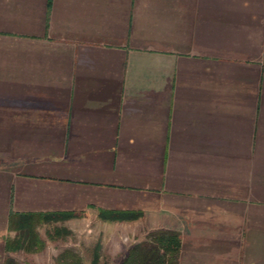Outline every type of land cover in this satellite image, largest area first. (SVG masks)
<instances>
[{"label": "crops", "instance_id": "1", "mask_svg": "<svg viewBox=\"0 0 264 264\" xmlns=\"http://www.w3.org/2000/svg\"><path fill=\"white\" fill-rule=\"evenodd\" d=\"M161 229L179 264H264V0H0V264Z\"/></svg>", "mask_w": 264, "mask_h": 264}, {"label": "trees", "instance_id": "2", "mask_svg": "<svg viewBox=\"0 0 264 264\" xmlns=\"http://www.w3.org/2000/svg\"><path fill=\"white\" fill-rule=\"evenodd\" d=\"M64 216L68 215L64 214ZM22 220L19 227L20 234L12 242L13 249L33 250L35 245L42 246L43 243L38 240V233L35 229L38 220L34 218V215H25ZM15 221L18 219L14 214L12 222ZM148 237L147 241L137 244L130 250L122 264H179L180 238L178 232L161 229L149 233ZM63 256L58 264H67L66 261L63 262ZM6 264L19 263L11 259Z\"/></svg>", "mask_w": 264, "mask_h": 264}, {"label": "rangeland", "instance_id": "3", "mask_svg": "<svg viewBox=\"0 0 264 264\" xmlns=\"http://www.w3.org/2000/svg\"><path fill=\"white\" fill-rule=\"evenodd\" d=\"M41 234L43 236V238L46 241V244L48 246L49 249V253L53 254V253H59L61 251L64 250V248L69 245L72 244L74 242V240L76 239L75 236H68V237H61L58 239H53L51 237V235L54 232V229H47V230H43V228H41ZM51 234V235H50Z\"/></svg>", "mask_w": 264, "mask_h": 264}]
</instances>
